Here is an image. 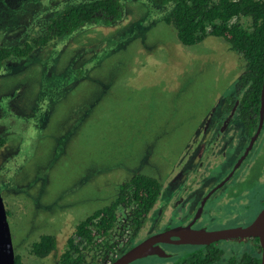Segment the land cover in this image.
I'll return each instance as SVG.
<instances>
[{"label": "rangeland", "instance_id": "obj_1", "mask_svg": "<svg viewBox=\"0 0 264 264\" xmlns=\"http://www.w3.org/2000/svg\"><path fill=\"white\" fill-rule=\"evenodd\" d=\"M92 1L0 0V48L39 36L63 8ZM120 4L117 23L84 24L0 66V197L20 264H58L76 224L113 202L135 174L157 180L158 203L165 199L193 138L244 72L220 38L181 45L162 22L172 4ZM233 141L227 134L223 142L224 170L242 153ZM234 178L213 207L230 202L243 212L222 213L221 225L250 221L264 200V124ZM41 235L55 241L44 259L28 253Z\"/></svg>", "mask_w": 264, "mask_h": 264}, {"label": "trees", "instance_id": "obj_2", "mask_svg": "<svg viewBox=\"0 0 264 264\" xmlns=\"http://www.w3.org/2000/svg\"><path fill=\"white\" fill-rule=\"evenodd\" d=\"M146 1L157 6L172 4L171 11L162 18V22L172 27L181 45L193 46L206 37L220 38L231 52L240 56L244 72L236 79L232 94L227 95L223 103L225 110L229 111L236 98L238 119L244 121L252 114L255 121L260 89L264 82V0ZM121 16L120 0H95L65 7L45 24L39 36L19 46L0 48V66L7 59H23L54 38L70 34L84 24L101 22L109 26L117 23ZM2 143L3 140H0V147ZM160 190L157 180L142 174L133 175L118 187L113 202L93 211L74 227L63 253L57 259L58 264H98L104 259L97 257L98 251L104 256L113 254L118 236L113 238L111 234L116 230L117 217L119 219L117 211L128 213L126 218L130 223L131 235L134 236L155 204ZM123 226L117 228L120 230ZM129 240L117 243L121 246L118 255L132 245ZM54 248V238L41 235L29 245L28 253L42 259L49 256ZM14 264H20L18 256H14Z\"/></svg>", "mask_w": 264, "mask_h": 264}, {"label": "flooded vegetation", "instance_id": "obj_3", "mask_svg": "<svg viewBox=\"0 0 264 264\" xmlns=\"http://www.w3.org/2000/svg\"><path fill=\"white\" fill-rule=\"evenodd\" d=\"M234 85L235 82L232 88H234ZM222 103L223 100L221 103H217L216 106H214L213 110L215 113V109H217L216 113L207 118L206 123L200 127L195 138H193V142L190 145V155L186 156V160L183 163L184 167L175 171V173L180 174V177L166 184L169 188L167 189L165 199L163 198L159 203L158 200H156L134 236L131 235L132 230L129 228L130 223L126 218L128 213L124 210L117 211L119 219L117 217L116 230L113 231L111 235L113 238L118 236L117 243H120L121 240L127 241L128 238H130L129 242L131 243L129 244L132 245L120 255H118V253L121 251L119 249L121 246L117 243L115 245L117 248L114 250L113 254L104 256L101 251H98L96 254L97 257L104 258L103 261H99L98 264H109L127 250L146 240L152 241L151 248L155 254L138 259L132 263L255 264V259H257V264H260L261 250L257 238L237 237L217 240L208 244L185 242L186 234L189 231L198 232L203 230L208 233H214L224 230L245 228L252 223L259 212L264 208V200L259 201V207L255 216L252 217L250 221L242 224L221 225L219 222L222 213L231 212L228 214L233 215L235 218L243 212L242 207H236L230 202L221 203L215 207H213V205L218 203L216 197L218 195H223L226 187L234 183L236 173L247 160L264 124L263 117L262 126L245 159L232 175L225 180L256 132L258 113L255 121L253 120L252 114L248 119L241 121L236 114L238 104L236 98L233 100V107L229 109V111L225 110V103ZM227 134H232L234 137L233 149L238 150V152L242 150V153L239 152L238 157H236V162L232 167L224 170L223 161L225 160L226 162L229 156V153L226 152L223 146ZM0 140H3L2 146L0 147L1 163L6 156L4 157L5 154H1V152H3L1 149L3 148L5 139L0 138ZM223 172L225 173L222 177H215ZM161 189H163L162 186ZM164 190H166V186ZM169 192H172V194L169 195ZM257 193L261 194L260 192ZM160 195L161 190L158 197H160ZM227 196L231 197L230 195ZM225 204L226 206H223ZM4 211L6 217H8L9 214L5 208ZM119 225L124 226L119 230L117 228ZM73 244L75 245L76 242ZM60 255L56 257V261ZM111 258H113V260H111Z\"/></svg>", "mask_w": 264, "mask_h": 264}, {"label": "water", "instance_id": "obj_4", "mask_svg": "<svg viewBox=\"0 0 264 264\" xmlns=\"http://www.w3.org/2000/svg\"><path fill=\"white\" fill-rule=\"evenodd\" d=\"M263 117H264V82L262 83L260 89L258 125L256 128V132L254 136L251 138L245 150L243 151L242 155L239 157L236 164L231 169L230 173L226 176L225 180H227L232 175V173L240 166L242 161L245 159L257 133L259 132L262 126ZM237 237L257 238L261 250L260 264H264V208L259 212L256 218L252 221V223L245 228L224 230L214 233H208L203 230L198 232L189 231L186 234L185 242L196 243V244H208L217 240H224V239L237 238ZM151 242H152L151 240H146L132 247L131 249L127 250L124 254L117 257L109 264H130L138 259L155 254L152 251ZM0 264H14V254L12 251L10 234L8 230L6 215L1 197H0Z\"/></svg>", "mask_w": 264, "mask_h": 264}]
</instances>
